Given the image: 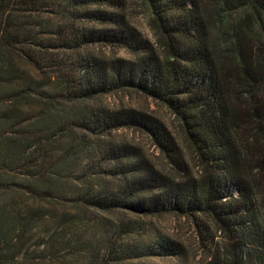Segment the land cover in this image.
Returning <instances> with one entry per match:
<instances>
[{"label":"trees","instance_id":"obj_1","mask_svg":"<svg viewBox=\"0 0 264 264\" xmlns=\"http://www.w3.org/2000/svg\"><path fill=\"white\" fill-rule=\"evenodd\" d=\"M144 2L153 37L128 0H0V264H23L24 240L67 185L59 172L72 173L87 146L99 177L118 185L81 188L78 206L184 218L213 264H264V0ZM121 91L167 109L178 133L155 115L93 103ZM123 129L146 135L164 162L119 143ZM61 136L69 146L55 157ZM163 249L188 255L172 240Z\"/></svg>","mask_w":264,"mask_h":264},{"label":"rangeland","instance_id":"obj_2","mask_svg":"<svg viewBox=\"0 0 264 264\" xmlns=\"http://www.w3.org/2000/svg\"><path fill=\"white\" fill-rule=\"evenodd\" d=\"M128 6L139 29L153 37L150 13L144 0H128ZM94 51L111 60L130 58L125 51L115 48ZM25 67L34 74L31 68ZM93 103L112 113L123 109L149 113L159 117L173 132L178 133L180 129L178 119L167 109L135 92H117L97 98ZM63 137L54 146L55 157L64 155L69 146L67 136ZM115 139L121 144L136 146L156 165L164 162L153 143L140 132L119 130ZM81 155L80 159L75 158L72 173L59 172L62 177L69 176L67 185L56 202L48 205L45 214L49 216L45 222L35 225L29 234L31 238L24 240L21 263L30 264L31 258L46 256L45 261L49 264H60L57 260L66 255L72 259L71 264H213L194 226L184 218L173 215L144 217L125 209L105 212L78 206L74 199L81 188L95 194L100 189L110 190L118 185L117 179L99 177L102 170L97 158L100 154H95L87 146ZM50 235L53 238L49 241L47 237ZM168 240L187 250L185 259L164 254L163 246ZM49 245L53 251L47 250Z\"/></svg>","mask_w":264,"mask_h":264}]
</instances>
